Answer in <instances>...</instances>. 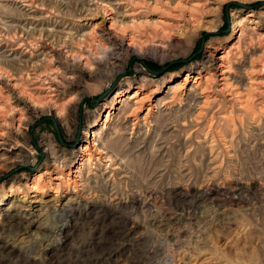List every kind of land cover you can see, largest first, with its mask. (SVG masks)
I'll list each match as a JSON object with an SVG mask.
<instances>
[{
  "label": "rangeland",
  "instance_id": "374dc122",
  "mask_svg": "<svg viewBox=\"0 0 264 264\" xmlns=\"http://www.w3.org/2000/svg\"><path fill=\"white\" fill-rule=\"evenodd\" d=\"M113 1L26 0L16 7L35 19L22 21L0 1V264H264V0H117L127 33L150 32L134 25L145 18L176 24L170 52L147 58L107 32L101 6ZM20 24L34 27L25 45L13 38ZM45 46L66 52L48 62ZM227 49L231 84L242 90L247 70L256 79L253 106L212 89L200 110L193 92L168 98L167 86ZM13 87L34 110L16 106ZM128 88L154 89L147 120L116 109ZM90 130L102 157L73 173Z\"/></svg>",
  "mask_w": 264,
  "mask_h": 264
},
{
  "label": "bare ground",
  "instance_id": "6f19581e",
  "mask_svg": "<svg viewBox=\"0 0 264 264\" xmlns=\"http://www.w3.org/2000/svg\"><path fill=\"white\" fill-rule=\"evenodd\" d=\"M4 1L9 2V3H11L12 6L16 7L19 2H24L25 3L26 0H4ZM143 1L145 3L146 2L147 3L151 2V0H143ZM152 2L154 3V5H162L161 4L162 0H152ZM167 2H169V1L167 0ZM151 3H149V5ZM118 4L119 3L117 2V0H115L113 2L104 3L101 6L104 9L105 13L107 15H109L110 23L108 25V31L107 32L109 34H112V35H114L116 37L115 44H116L117 47H119L120 49H123V51L133 52V53H136L138 56L145 57V58L163 56L164 54L170 52V51H168L172 47L171 43H170V40L172 39V36L170 35V27H172V26L176 27V24H173L172 21L167 22V20L165 21V20H162V19L159 18V19H157L156 22H160L162 24V26H159V27H161V30H158L157 24L156 23L149 24L148 23V19L145 20L146 18L144 19L142 24L140 22L136 23L137 19L136 20L133 19L132 20V24L136 23V24H134L135 26H137V27H142V26H147L148 27L149 26L150 28H153V29H151L150 32H145L144 35H140V34H138V35L136 34L135 35V33L133 32L134 30L133 31H129L128 30L129 32L127 33V32H125L124 29H122L123 27H119L118 24H117V17L118 16H117V13H116V7H117ZM181 4L179 3L178 5L180 6ZM182 6H184V5H182ZM16 8H17L16 10H19L18 7H16ZM157 9H159V7ZM19 11L22 12L19 15V20L20 21H22L24 19H29V18L30 19L31 18L35 19L34 17L29 16L26 12L22 11L21 9ZM197 19L198 18L196 16H194V15L190 16V18H189V20L191 22H197ZM31 31H34V27H32L31 25H21L20 24L19 33H17V34L14 33V35L16 34L17 36L15 35L16 36L15 37L13 35V38H15L16 41L19 44H24V42L27 40L26 37L32 36ZM111 31L112 32L114 31V32L121 33V35L117 36V35L113 34L114 32L112 33ZM56 32L57 31L52 27V29L49 30V37H51V38L58 37V36L55 35ZM61 32H63V31H61ZM81 41H83V40H81ZM86 42H88V41L86 40ZM83 45H81V46H83ZM45 47L47 48L46 49V54L48 55L47 57L50 58L49 61L47 60L48 62L52 61L54 56H56L55 54H63V53L66 52V51H63L62 49L55 52V50L51 46L50 47L45 46ZM75 47H77V46H75ZM85 47H88V45L85 46ZM92 48H93V46H92ZM167 48H168V50L166 51L165 49H167ZM233 48H235V47L233 46ZM81 49H84V48H82V47L80 48V50H79L80 53H82ZM94 50L95 49H93V51ZM88 51H87V53H88ZM232 51H233V49H227L226 51H224L222 54H220L217 57H214L212 55V57L207 60V62H206L207 65L203 64V66H201V68H199V70H197L196 72H193L191 70L186 72L184 74V76L181 78V80L176 79V81H174L173 84L167 86L168 87L167 91L169 92L168 98H171V99H175V98L182 99L183 96L189 95V94H191V92H193V93H195L196 97L199 99L198 101H196V106L199 109L200 105L203 107V105L207 104L209 101L211 102L210 98L208 96H206L207 94L205 95V93L212 89V90H215L218 93L224 95V97H223L224 99L226 97H228L229 100H231L233 103H235L239 107L246 108L248 110L250 108V106L252 105V103L250 102V100H251V92L253 91L252 86H253V83L256 82V79L252 77V75H251L252 71H250V70L248 71L247 70V72L244 73V77L246 79H245V84H244V87H243L242 90H240L238 87H235L234 84L233 85L231 84L232 82L229 81L230 77H229L228 72H229V69H230V56L233 54ZM95 54H98V53L96 52ZM76 55L77 54H75L74 56H75V58H78V60H76L78 63H81L82 60H85L87 62L86 59H88V57L84 56L83 53L81 54L83 56V57L81 56V58H80V56H76ZM75 58L72 57V61H74ZM48 69L46 71H48ZM128 90H129V88L123 94H121L120 96H118V97H116L114 99L115 100V102H114L115 105L120 104L119 106H117V108L116 107L115 108L117 110H119L122 106L124 107V106H128L129 105V108H131L130 111L134 115H137L138 112H144L145 111L144 114L142 115V119H146L147 116L151 113L152 108L154 109V107H156V105H158L157 102L155 101L156 99H154V96L152 94L154 89L151 88V90H149V93L146 94L145 96H141L140 95L141 93L138 92V89H137V91H135L133 93H129ZM259 91H260V93L264 92V90H259ZM25 92L26 91L23 92V90H19V89L15 90V88L13 87V95H14L15 101L17 103L16 106H19V107L25 108V109L34 110L35 107L31 103V98ZM31 97H35V96L32 95ZM163 103H164V101H163ZM161 104H162V102H161ZM35 105H36V103H35ZM113 107L114 106H112L111 108H113ZM109 112H110V110L107 111V113L105 115V119L103 121L104 125H106V122L108 121ZM19 113L17 115H19ZM21 116H22V114H21ZM10 118H11L12 121H17L18 122V121H20V119L22 117L19 118L18 116H15L13 114ZM0 119H1L0 122L3 123V125L0 124V126L2 127V129L0 127V130H3V127L5 125L4 124L5 117L2 116V117H0ZM5 128H6V126H5ZM89 132L91 133V135L86 136V138L89 137V139H86V141H84V143L80 146V151H81V155L80 156H82V159H83L84 162L81 160L82 162L81 163L79 162L81 168L80 167L78 168V166H77V168H75L73 170V173H79L80 169H82V167H84L83 166L84 164H86V163L88 164L91 160H93V159L98 160V159H100L102 157V153L103 152H101L100 148L98 147L99 144H98V139L96 137L97 134H98L97 131L96 130H90ZM4 135H5V132H0V146L5 144ZM53 171H56V172H53ZM47 173L50 174V175H53V178H55L54 180H56L54 182L63 180V176L61 175V172L58 171V169L53 170V168H52V170H48ZM39 177H40L39 175L36 176V178H34V180H36V182H39ZM67 180H71V178H69ZM73 181L74 180H72V182ZM37 188H38L37 184L31 186V189H37Z\"/></svg>",
  "mask_w": 264,
  "mask_h": 264
}]
</instances>
